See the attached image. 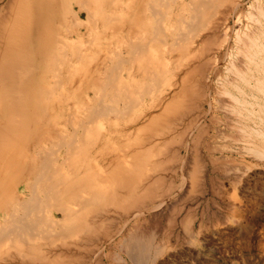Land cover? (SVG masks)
Returning <instances> with one entry per match:
<instances>
[{"label":"rangeland","instance_id":"obj_1","mask_svg":"<svg viewBox=\"0 0 264 264\" xmlns=\"http://www.w3.org/2000/svg\"><path fill=\"white\" fill-rule=\"evenodd\" d=\"M96 1L92 20L82 14L83 25L66 38L53 24L71 47L58 52L55 69L42 61L50 94L44 102L39 95L42 133L27 143L29 159L56 150L59 176L88 186L80 177L94 173L91 191H103V206L79 205L88 197L83 192L66 201L81 219H105L84 225L83 235L92 237L88 264H141L124 253L132 241L147 248L143 264H264V0H166L158 34L148 8L157 0H106L101 7ZM191 17L205 29L176 43ZM119 58L121 68L111 73ZM7 74L0 76L4 126L5 85H16ZM95 100L113 110L90 117ZM57 134L80 143L71 164L67 149L53 145ZM119 157L136 165L134 182L128 189L99 184ZM16 194L28 196L22 185Z\"/></svg>","mask_w":264,"mask_h":264},{"label":"bare ground","instance_id":"obj_2","mask_svg":"<svg viewBox=\"0 0 264 264\" xmlns=\"http://www.w3.org/2000/svg\"><path fill=\"white\" fill-rule=\"evenodd\" d=\"M2 1L5 5L0 7V65L2 64L0 76L8 73L7 77L5 76L6 79L16 85L14 88L5 85L8 99L6 98L4 102L9 103L6 126L9 131L3 124V116L0 115V219L4 216L0 220V264H88V258L92 255L88 242L92 237L83 235L86 230H89L85 226L95 224L93 218L103 225L105 219L102 220L100 214L93 217L85 214L81 219L80 212L72 209L71 202L67 205L66 201H70L74 193L83 192L88 193V197L80 198L79 205L84 208L103 206L101 204L103 195H100L103 191H91L94 181L91 176L94 173L86 172L80 177L82 181L89 179L88 186L85 182L81 184L69 178L66 179L63 175L59 176L55 165L58 161L56 150L42 151L37 153V159L35 154L33 159H29L32 147L27 143L38 133H42V129L38 132L40 128L37 127L40 124L39 95L42 94L44 102L50 94L49 91L43 90L45 87L42 75L39 73L42 61L49 60L50 67L55 69L60 61L57 58L58 52L66 55V48L71 47V43L66 39L65 41L60 40L61 37L54 31L53 24L57 23V30L65 29L63 34L66 38V34L70 33L72 27H77L78 23L83 25L80 20L82 14L87 21L92 20L95 14L91 7L92 0H76L75 3L79 10L75 13L72 11L70 0H0ZM96 2L101 7L102 3L107 1L97 0ZM160 2L163 10L157 9V5L160 6L159 0L148 4L154 16L156 34L162 30L160 21L165 16L164 9L167 4L166 0H160ZM122 11L127 12L126 9ZM100 13L101 9L98 14ZM203 25L204 23L191 17L188 22H185L186 32L177 36L176 43L189 39L191 33L204 30ZM155 37L157 38V35ZM252 41H250V46L255 45ZM45 45L49 50L47 53L42 52ZM131 46L133 52L136 53L137 47ZM19 61L21 62L18 66ZM33 62L36 63L34 69L30 66ZM123 62V59H117V65L110 69L111 73L118 71ZM29 71L34 72L32 76L27 75ZM29 78H32L31 81ZM3 86L0 83V89ZM3 108L0 105V114L5 111ZM17 108L19 109L16 110ZM102 109L113 110L110 106L104 107L103 105L102 107L101 100H95L92 112L88 114L93 117ZM29 115L32 117L30 122H28ZM24 118L26 121L22 122ZM27 130L33 135L26 133ZM56 137L53 145L58 149L63 147L67 149L65 163L71 164L70 157L75 155L80 143H75L74 139L67 142L65 137L58 134ZM20 142L24 143L17 145ZM31 163L35 165L37 163V166L30 168ZM127 165L128 163L123 162L119 157L117 164L111 166V170L108 169L103 175L101 174L98 183L107 186L108 182L114 181L120 183L121 189H128L134 182L132 179L136 165L134 166L133 162ZM123 176L128 177L123 178ZM21 185L28 192L26 198L16 194ZM134 189V187L131 188L132 193ZM39 193H43V197ZM56 193H61V195ZM57 214L62 220H56L55 215ZM70 237L75 239L62 243L60 247L56 245L57 241ZM123 248H125V255L132 261L141 264L146 262V247L132 241Z\"/></svg>","mask_w":264,"mask_h":264}]
</instances>
